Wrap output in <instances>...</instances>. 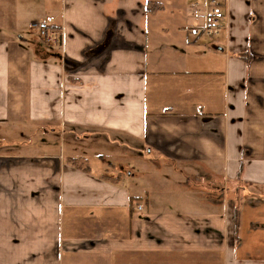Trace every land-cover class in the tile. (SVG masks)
<instances>
[{
    "label": "crops",
    "instance_id": "1",
    "mask_svg": "<svg viewBox=\"0 0 264 264\" xmlns=\"http://www.w3.org/2000/svg\"><path fill=\"white\" fill-rule=\"evenodd\" d=\"M220 1L0 0V264H264V0Z\"/></svg>",
    "mask_w": 264,
    "mask_h": 264
},
{
    "label": "built area",
    "instance_id": "2",
    "mask_svg": "<svg viewBox=\"0 0 264 264\" xmlns=\"http://www.w3.org/2000/svg\"><path fill=\"white\" fill-rule=\"evenodd\" d=\"M205 4L204 12L202 13V23L197 25H191L187 28V32L195 37L200 35L216 36L224 27V14L222 8V2L220 0H198ZM52 18L47 17L43 21L36 23V31L39 37L46 43L54 44L58 43L59 33L51 25Z\"/></svg>",
    "mask_w": 264,
    "mask_h": 264
},
{
    "label": "rangeland",
    "instance_id": "3",
    "mask_svg": "<svg viewBox=\"0 0 264 264\" xmlns=\"http://www.w3.org/2000/svg\"><path fill=\"white\" fill-rule=\"evenodd\" d=\"M43 17V13H40L38 16H34V20L39 21L40 18ZM37 33V31H36ZM35 32L33 33H29V36H34L36 39H39L42 43H45L47 45H51L49 43L44 42L38 34H36ZM54 44H57V42H55ZM52 44V45H54ZM40 126V125H39ZM35 127L34 124H29V125H22V127H20L19 129L22 131V137L21 140L19 142H22L23 144H25V142L28 140V143L23 147V149H20L17 152H28L33 150V147L35 145V142H46L48 139V136L44 133H42L41 130H38L37 134L31 133L33 130V128ZM14 131H16L18 133V128H11L9 130V134L12 136L14 135V137H19L20 135H18L17 133H14ZM66 147H67V143H65ZM95 149H97V146H95ZM94 149V150H95ZM87 150V149H86ZM98 150H108V149H98ZM84 151V150H83ZM117 156L116 157H112L110 158V155L108 154L107 156L109 157V159H107L108 161H113L115 167H116V174H118L120 172V174L127 180V172L130 171V164H132V158L130 156L127 157V155H122V151L118 150L117 152ZM90 161V166L94 169V170H99L98 167L101 163L96 162L93 157L89 158ZM107 168V167H105ZM112 168L110 166H108V169H106L107 171H111ZM105 172V171H104ZM149 172L151 171V167L149 168ZM154 172V171H153ZM147 175L149 174L148 172L146 173ZM233 188V187H232Z\"/></svg>",
    "mask_w": 264,
    "mask_h": 264
},
{
    "label": "trees",
    "instance_id": "4",
    "mask_svg": "<svg viewBox=\"0 0 264 264\" xmlns=\"http://www.w3.org/2000/svg\"><path fill=\"white\" fill-rule=\"evenodd\" d=\"M68 160L77 168L86 171H89L90 169L88 162L83 158H70Z\"/></svg>",
    "mask_w": 264,
    "mask_h": 264
}]
</instances>
